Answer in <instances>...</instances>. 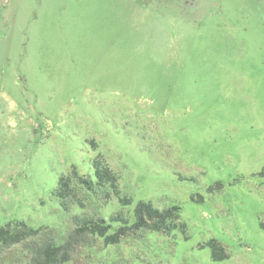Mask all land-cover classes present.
<instances>
[{
    "label": "rangeland",
    "instance_id": "374dc122",
    "mask_svg": "<svg viewBox=\"0 0 264 264\" xmlns=\"http://www.w3.org/2000/svg\"><path fill=\"white\" fill-rule=\"evenodd\" d=\"M75 217L131 227L63 264H264V0H0V264Z\"/></svg>",
    "mask_w": 264,
    "mask_h": 264
},
{
    "label": "trees",
    "instance_id": "16d2710c",
    "mask_svg": "<svg viewBox=\"0 0 264 264\" xmlns=\"http://www.w3.org/2000/svg\"><path fill=\"white\" fill-rule=\"evenodd\" d=\"M96 176L98 178V182L108 179L112 180L109 176V172H104L101 168L96 166ZM107 174V175H106ZM87 186L93 187L94 183L92 180L83 181ZM90 187V188H91ZM126 200V199H125ZM132 201H125V204H130ZM174 208L170 207L167 209H160L156 207L151 201L140 200L136 203L134 208V216L135 222L133 223V228H141V227H150L153 229H162L165 226V223L171 222V220L175 217L176 213L174 212ZM112 220H119L117 217H112ZM103 219H88L75 217L76 228L72 232V234L66 238L65 242L58 245L52 241H44L39 244L34 249V257L32 263L34 264H63L67 261V254L70 250L75 249L78 245L82 243L84 240V233L88 230L92 232H98L99 235L105 237V241L107 243H114L120 240V238L126 234H128V229L131 226H124L119 228L114 233H107V229L111 228V224H104ZM175 226L172 222L168 223L166 226ZM32 231L31 227H26L25 229H19L15 232H12L9 228L1 227L0 228V242L6 241L9 239L10 243H15L20 241L24 236L28 235ZM209 246L213 251V257L216 260H221L227 255L224 253V248L217 243L216 240H211L209 242ZM64 249V251H63Z\"/></svg>",
    "mask_w": 264,
    "mask_h": 264
}]
</instances>
